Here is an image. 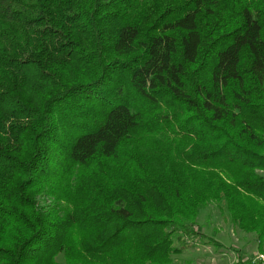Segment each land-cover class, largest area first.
Segmentation results:
<instances>
[{
    "label": "trees",
    "instance_id": "16d2710c",
    "mask_svg": "<svg viewBox=\"0 0 264 264\" xmlns=\"http://www.w3.org/2000/svg\"><path fill=\"white\" fill-rule=\"evenodd\" d=\"M213 203L264 253V0H0V264H173Z\"/></svg>",
    "mask_w": 264,
    "mask_h": 264
},
{
    "label": "rangeland",
    "instance_id": "374dc122",
    "mask_svg": "<svg viewBox=\"0 0 264 264\" xmlns=\"http://www.w3.org/2000/svg\"><path fill=\"white\" fill-rule=\"evenodd\" d=\"M181 234L180 238L177 236L175 238L177 243L183 247L184 254L175 256L173 264H233L238 250H233L235 253H230L227 257L226 251L222 252L220 248L210 243L206 236L209 235L226 244L235 243V239L245 236V233L238 230L229 219L226 207L215 203L201 211L193 227V234L183 232ZM245 238L247 240L246 248L239 249L241 259L252 260L259 253L257 240L255 235H246ZM256 251L257 253H255ZM221 254L222 256H220ZM238 258L240 259V256H237L236 260Z\"/></svg>",
    "mask_w": 264,
    "mask_h": 264
},
{
    "label": "crops",
    "instance_id": "0c3cea01",
    "mask_svg": "<svg viewBox=\"0 0 264 264\" xmlns=\"http://www.w3.org/2000/svg\"><path fill=\"white\" fill-rule=\"evenodd\" d=\"M245 236L246 235H252V234H244ZM245 236H242V237H239V238H237V239H235L236 240V242L234 243V242H229V243H223L222 241H220V240H217L216 238H214L216 241H218L219 243H220V246H216V247H218V248H220V250L223 252V251H226L225 252V255L228 257L229 255L228 254H233V253H235L233 250H238V252L236 253V256H235V262L237 263V264H240V262H239V260L241 259V252L239 251V249H243L244 247L246 248V245H247V240H246V238H245ZM214 245V244H213ZM215 246V245H214ZM244 248V249H245ZM228 250H231V251H228ZM255 253H257V251L255 252ZM183 254H184V252H183ZM220 256H222V254L220 255ZM237 256H240V259L238 258L237 260H236V257ZM175 259V258H174ZM235 262H233V264L235 263ZM226 263V262H225ZM235 263V264H236Z\"/></svg>",
    "mask_w": 264,
    "mask_h": 264
},
{
    "label": "built area",
    "instance_id": "2783aa9c",
    "mask_svg": "<svg viewBox=\"0 0 264 264\" xmlns=\"http://www.w3.org/2000/svg\"><path fill=\"white\" fill-rule=\"evenodd\" d=\"M253 264L262 263L264 264V253H257L256 257L252 259Z\"/></svg>",
    "mask_w": 264,
    "mask_h": 264
}]
</instances>
